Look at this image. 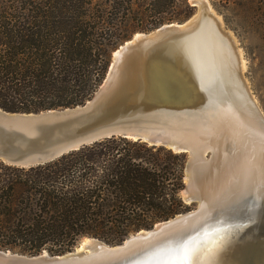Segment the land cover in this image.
I'll return each instance as SVG.
<instances>
[{"label": "trees", "instance_id": "16d2710c", "mask_svg": "<svg viewBox=\"0 0 264 264\" xmlns=\"http://www.w3.org/2000/svg\"><path fill=\"white\" fill-rule=\"evenodd\" d=\"M245 32L264 34V0H212ZM189 0H0V108L74 107L102 83L113 52L138 32L184 22ZM188 156L123 136L100 139L38 165L0 161V249L74 250L110 244L187 212Z\"/></svg>", "mask_w": 264, "mask_h": 264}, {"label": "water", "instance_id": "95a60500", "mask_svg": "<svg viewBox=\"0 0 264 264\" xmlns=\"http://www.w3.org/2000/svg\"><path fill=\"white\" fill-rule=\"evenodd\" d=\"M192 2L196 13L184 22L138 32L121 44L102 83L84 104L40 112L0 108V161L27 167L112 136L140 139L187 154L183 194L192 185L197 137L213 135L222 143L228 128L250 120L264 129V114L236 57L232 55L233 78L240 91L232 85L225 58L218 59V51L208 47L204 14L209 1ZM202 152L212 154L211 149ZM198 208L141 229L118 244L84 237L99 245L105 261L95 258L89 244L61 255L0 249V264H170L173 259L179 264L185 252L189 264H213L226 256L223 264L231 259L229 253L235 255V264H264V198L256 211L250 207L238 216L218 214L208 221L200 222L204 217L198 216ZM194 219H199L196 225L181 229Z\"/></svg>", "mask_w": 264, "mask_h": 264}, {"label": "bare ground", "instance_id": "6f19581e", "mask_svg": "<svg viewBox=\"0 0 264 264\" xmlns=\"http://www.w3.org/2000/svg\"><path fill=\"white\" fill-rule=\"evenodd\" d=\"M208 8L209 10L204 14V23L208 28L206 32V37H209L208 47L218 51L215 53L218 59L224 60L225 58V62L230 69V76H232L234 82L232 85L235 84L237 90L240 91L242 87L237 86V81L233 78L236 77L233 56L236 57L242 70L243 61H240L239 50L231 35L222 27L210 4ZM238 80H240V77ZM252 98L254 99L253 95ZM254 102L256 103L255 99ZM208 137L207 139L196 138L199 144L194 148L192 156V185L189 190H184V198L186 200L194 198L198 202V216L204 217L199 218L200 222L203 220L208 221L218 214L238 216L237 213H241V211L250 207L256 211V205L264 198V129L256 121L250 120L245 125L228 128L224 138L226 141L222 143L215 141L213 135ZM205 148L206 150H212L209 158L202 152ZM237 201L245 202H242V206L235 207L234 203ZM247 201L251 202L246 203ZM224 203L229 205L222 208ZM219 208L222 209L219 210ZM199 219L184 224L181 229L186 228L187 230L189 226L196 225ZM82 242L81 249H85L86 245L90 244V252H94L93 255L96 254L95 258L107 260V257L100 252L99 245L94 243L93 240L84 239ZM223 258H226V256L218 257L213 264H222L221 260ZM228 258L231 259L223 264H235L237 261L233 259L236 257L231 253H229ZM174 263V259L170 261V264ZM249 264L254 263L251 261Z\"/></svg>", "mask_w": 264, "mask_h": 264}, {"label": "rangeland", "instance_id": "374dc122", "mask_svg": "<svg viewBox=\"0 0 264 264\" xmlns=\"http://www.w3.org/2000/svg\"><path fill=\"white\" fill-rule=\"evenodd\" d=\"M189 1L193 4L192 0ZM208 1L210 3L211 8L213 9L214 14L220 20L222 27L231 35L237 49L239 50L240 61H243L242 71L244 74V78L254 99L256 100V103L264 114V34H258L255 32H245L241 30L237 27V20L234 16L228 15L226 19L224 17V14L219 12L214 6L213 1ZM206 157L209 158L210 153H207ZM181 195L183 200L185 201L182 192ZM242 202L245 201H237L234 203V206H242ZM189 205L191 206L190 210H194L197 208L198 202L194 201L191 202ZM222 205V208H225V205L228 206L229 204L224 203ZM231 206L234 208L233 205ZM222 208H219V210H221ZM83 240L81 239V241L76 245V247H80L81 243H83Z\"/></svg>", "mask_w": 264, "mask_h": 264}, {"label": "snow or ice", "instance_id": "6c2138e0", "mask_svg": "<svg viewBox=\"0 0 264 264\" xmlns=\"http://www.w3.org/2000/svg\"><path fill=\"white\" fill-rule=\"evenodd\" d=\"M179 264H189V258L186 252L178 257Z\"/></svg>", "mask_w": 264, "mask_h": 264}]
</instances>
